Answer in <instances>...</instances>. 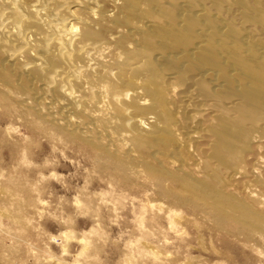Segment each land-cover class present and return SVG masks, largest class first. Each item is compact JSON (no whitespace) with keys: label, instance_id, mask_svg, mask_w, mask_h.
<instances>
[{"label":"bare ground","instance_id":"1","mask_svg":"<svg viewBox=\"0 0 264 264\" xmlns=\"http://www.w3.org/2000/svg\"><path fill=\"white\" fill-rule=\"evenodd\" d=\"M0 96L148 203L264 239V0H0Z\"/></svg>","mask_w":264,"mask_h":264},{"label":"rangeland","instance_id":"2","mask_svg":"<svg viewBox=\"0 0 264 264\" xmlns=\"http://www.w3.org/2000/svg\"><path fill=\"white\" fill-rule=\"evenodd\" d=\"M68 10L75 20L87 14ZM2 98L0 264H264L258 234L148 203L85 144Z\"/></svg>","mask_w":264,"mask_h":264}]
</instances>
